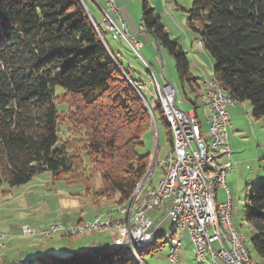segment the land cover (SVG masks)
Returning <instances> with one entry per match:
<instances>
[{"label": "trees", "instance_id": "trees-1", "mask_svg": "<svg viewBox=\"0 0 264 264\" xmlns=\"http://www.w3.org/2000/svg\"><path fill=\"white\" fill-rule=\"evenodd\" d=\"M142 11L141 26L174 57L183 90L195 92L201 86L186 53L150 0H143ZM188 13L189 25L215 60L213 81L237 103L250 102L252 117L264 121V0H195ZM94 21L82 0H0V188L4 183L21 187L49 173L53 181L81 183L96 204L106 200L123 207L146 176L151 157L139 155L137 148L155 126V112L132 85L136 77L101 40ZM57 87L72 108L68 115L55 107L61 98ZM157 109L172 150L171 129L159 104ZM116 115L135 128L125 129ZM62 124L69 135L64 141ZM89 172L100 176L99 190L93 189ZM246 201L252 249L264 260V182ZM156 245L158 250L163 244L157 239ZM128 262L118 247L40 259L41 264Z\"/></svg>", "mask_w": 264, "mask_h": 264}, {"label": "rangeland", "instance_id": "rangeland-1", "mask_svg": "<svg viewBox=\"0 0 264 264\" xmlns=\"http://www.w3.org/2000/svg\"><path fill=\"white\" fill-rule=\"evenodd\" d=\"M108 1L86 0V5L90 12V17L93 21L95 20L94 24L101 40H106L111 50L120 48L116 42L120 41L119 43H121L123 48L121 51L125 58L124 68L127 69L129 67L128 63H130L132 71L143 74L142 82L148 87L146 91H142L139 86H137V89L142 96H145L146 99L144 96L142 97L145 104L148 103L150 108L154 110L157 125L153 115L156 127L153 126L143 135L142 146L137 148V152L139 155H150L151 164L147 173L154 167L150 187L156 188L163 176V170L159 163L163 162L172 150L167 131L158 113V102L155 100L156 97L154 98L153 96L154 94L156 95L155 88L153 93L152 87L145 76L146 70L143 66L142 57L148 62L156 63L157 60L160 61L164 67V75L163 69L159 70V75L163 81L166 80L177 85V90L179 89L178 101L184 102L182 110L190 111V106H187L189 101L183 93L174 57L166 48H159L156 39L152 35L148 36L147 41L143 38V34L137 36V38L143 40L144 44L143 49H141L142 57H139V52L130 50L121 27L110 26V34H113V36L108 33V28L104 23V21H108V15H105L106 11L110 13L120 26H123L125 21L138 27L141 25L143 15V0H113L115 8L119 11V18L115 12L110 10ZM194 1L150 0V4L161 16L165 29L172 40L186 53L189 62L192 64L191 73L200 79V85L202 86L205 81L213 78L215 60L203 46H201L202 49L199 47L200 36L189 25L190 16L188 12L191 10ZM125 33L129 36L126 29ZM185 90L188 93L189 87ZM192 93L195 94V92L191 91ZM56 94L61 96L60 100L55 104L57 112L65 115L70 114L72 108L66 102L63 95L64 91L57 87ZM195 95L193 96L196 97L197 95ZM191 100L193 101V99ZM108 101L106 99L103 104H107ZM202 105L203 108L204 104ZM202 111L203 109L200 110V115L204 119ZM115 119L117 123L124 125L125 129L129 131L135 128V124H128L126 117L116 115ZM230 121L232 126L228 135L229 145L233 154L229 159L227 156L223 157L221 162L230 160L234 168V173L228 175L229 190L233 198L232 222L250 252L252 257L250 259L251 264H264V260L252 249L253 230L245 221L247 211L246 196L252 191L253 187L261 183V181L253 182L258 175L261 173L264 176V171H262L264 170V121L255 120L252 117V106L248 101L236 103L232 107ZM204 128L207 129V126L205 125ZM59 137L61 141L69 137L66 124L59 126ZM85 161L88 164V160L85 159ZM89 174L92 176L91 185L93 189L95 191L99 190L102 185L100 176L91 172ZM217 193L218 204L228 200L223 190H218ZM117 208L119 207L106 200L96 204L93 195H89L81 183H69L64 180L53 181L49 173L40 174L21 187L11 188L4 183L0 188V264H23L24 262L21 263V261L32 255L38 257L37 255H51L52 253L54 255L58 253V258L65 259L73 255V253L66 256L59 255L67 254V251L80 247V244H84L81 241L99 239L102 240V243H106V239L111 236V231L115 230L88 232L85 235L83 233L78 234L79 236H70L66 229L79 225L80 222L76 223L79 220L94 222L96 217L118 219L120 215L117 212ZM147 214L155 225L159 219L165 216V210L161 212L149 211ZM142 224H145V216L142 218ZM174 224L173 218L160 220L158 231L154 232L153 239L155 241L158 239L159 243H163V245L156 251L151 250L140 254L143 263L135 257L129 246L124 247L123 250L129 260L127 264H171L168 258V246ZM53 227H63L64 230L61 229L57 233H49ZM46 233H49L47 237L45 236ZM79 237L81 238L79 239ZM35 264L41 263L36 262ZM177 264H200L195 256V248L188 232L184 233L183 247L179 253V262ZM204 264H210L209 255L207 262Z\"/></svg>", "mask_w": 264, "mask_h": 264}, {"label": "built area", "instance_id": "built-area-1", "mask_svg": "<svg viewBox=\"0 0 264 264\" xmlns=\"http://www.w3.org/2000/svg\"><path fill=\"white\" fill-rule=\"evenodd\" d=\"M108 6L119 18L120 14L114 6L113 0L108 1ZM106 13H108V21H104V23L108 28V33L110 34V26L121 27L129 47L133 51L139 52V57H142L141 49L143 43L126 35L125 26H120L108 11ZM110 35L113 36V34ZM145 65L147 69H152L149 65ZM156 86L158 93H164L177 121L180 132L179 165L178 167H174L170 172L169 184L162 186L164 209H156L155 198L149 194L147 198H152V205H145L144 201V210H139L138 213V216H145L144 230L138 231L134 236L141 239L146 234L158 231L160 220L170 219V215H180V223H184L190 232V239L195 247L196 257L200 259V251H206V245H213L212 253L216 264H242L237 254V244H241L240 237L234 236L232 246H225V237L219 235L218 227L215 225L213 217L210 192L211 181H204L202 177H198V166H202L205 163L202 144L207 143V141L194 137L193 129L189 125V113L180 107L182 102L178 101V93L175 90V85L169 82L163 83L159 78V85ZM207 93L211 97V106H208L209 115L207 122L209 130L214 133L216 145L215 156L218 157V164L216 170L212 171V178H221V185L228 199L222 203L224 219L227 220V214H232V208H230V197H232V194L228 188L227 177L233 171V165L230 160L221 162V159L225 156L229 159L232 155L228 135H226V128H230L231 126L229 110L232 107L230 100L219 97L213 88ZM196 100L202 104L200 102V94H198ZM166 160H170V155L169 159ZM163 210H165V216L159 219L154 225L147 212H161ZM119 215L120 217L118 219L96 217L94 222L81 221L79 226L66 229V231L70 236H79L77 235V228L80 226H87L88 234V227L114 224L115 231L118 233V237L114 240V246H120V242L126 239L124 222H131L132 218L124 219V212L119 213ZM61 229L64 230L63 227H53L49 233H57ZM229 230L233 232V229L230 227ZM49 233H46L45 236L47 237ZM179 240V237L176 238L172 245L168 246V258L171 264H177L179 262V251L177 250ZM158 246L151 245L149 247L152 250H156ZM140 261L142 262V260Z\"/></svg>", "mask_w": 264, "mask_h": 264}, {"label": "bare ground", "instance_id": "bare-ground-1", "mask_svg": "<svg viewBox=\"0 0 264 264\" xmlns=\"http://www.w3.org/2000/svg\"><path fill=\"white\" fill-rule=\"evenodd\" d=\"M105 15H108V13H105ZM107 20H108V16H107ZM148 71H149L150 83L154 86L156 91V95H155L156 100L160 105L164 117L167 123L169 124V127L172 132L173 148L171 153L168 154V156L164 159V161L159 163V166L163 170V176L158 186L156 188L150 187L152 184L150 183L151 182L150 180L154 170V167H152V170L149 173H147V175L135 187L134 194L132 200L130 201V204L127 206L117 208L118 214L124 212V219L132 218V220L131 222H124V230H126V239H123L122 242H120V246H116V247L124 248L126 246H129L138 260H141L140 253L142 251L148 252L152 249L149 246L157 244V241L153 239L154 232L142 236L141 239H138L137 236H134V234H136L138 231L144 230V224H142L143 216H138L139 210H144V201H145V205H152V198H147L149 194H151V196L155 198L156 209H164L162 186L169 184L170 172L174 169V167H178L179 158H180V147H179L180 132L177 126L176 118L174 117L173 112L171 111V105L167 102V98L164 96V93L157 92L156 85H159L158 76L156 75L153 69H148ZM135 86L136 88L137 86H139V88H141L142 91L144 90V86L140 84H136ZM212 88L217 92V95L219 97L223 99H229L231 103V107L235 106L237 101L232 96H230V94L225 92L221 87V85L215 81L207 82L204 88L202 89L201 87L199 89L197 88L195 89L196 90L195 94L197 95V97L198 94H200V102L202 104L211 106V97L208 95L207 92H210ZM175 90L178 93L176 86H175ZM145 105L152 113L148 103ZM188 113H189V125L193 129L194 137L197 139H202L207 141V143L202 144V152L205 163L202 164V166H198V177H202L204 181H211L210 192H211L212 211H213L215 225L218 227L219 235L225 237V246H232V242L234 241V236L240 237L241 244H237V254L238 257L240 258V262H242V264H251L250 252L245 245V241L237 233L233 225L232 214H227V220L224 219L222 203L219 204L217 203V199H218L217 192L218 190H223V188L221 185V178H212V171L216 170V166L218 164V157L215 156L216 145H215L214 133L210 131L209 128L206 132H204L198 116L194 112H188ZM228 131L229 128H226V135H228ZM169 155H170V160H166L169 159ZM231 201H232V197H230V208H232ZM170 218L174 219L175 224L170 233L171 240L169 242V246H171L173 241L179 237L180 240L177 243V250L179 251L183 246L184 233L188 232L190 235V232L186 228L184 223H180V215H170ZM229 227L233 229V232H230ZM109 230H115L114 224L88 227V232L91 233L109 231ZM83 233L84 234L87 233V226H80L77 228V235ZM212 252H213V245H206V251H200V259L197 257L200 264H204L205 262H207L208 255L210 257V264H216V260L213 257Z\"/></svg>", "mask_w": 264, "mask_h": 264}, {"label": "crops", "instance_id": "crops-1", "mask_svg": "<svg viewBox=\"0 0 264 264\" xmlns=\"http://www.w3.org/2000/svg\"><path fill=\"white\" fill-rule=\"evenodd\" d=\"M124 25H125L126 31H128V33H129V36L132 37V38H134L138 42H142L143 43V40H141V38L140 39L137 38V36H139L140 34H143L144 35L143 38L146 41L148 40V36L151 35L149 32L145 31L144 28L141 25H139L138 27H135L134 25H130V23H127L125 21H124ZM130 32H131V35H130ZM116 42L119 44L120 48L115 49V50H111V48L110 47L109 48L112 51V54L116 57V59L124 66L125 58H124L123 53L121 51L123 48L121 46V43H119L120 41H116ZM201 46H203V45L200 42L199 47L202 49ZM142 49H143V47H142ZM130 50H132V49L130 48ZM142 59H143V61H142L143 62V66L145 67V70H146V75L145 76L147 77L148 82H149V85L152 87V92L154 93V87L150 83L149 73H148V70H147V67H146L145 64L149 65L154 70V72L156 73V75L159 76L158 78H160V80L163 83H165L167 81L166 80L165 81L162 80V78L159 75V70L163 69V75H164V67L161 65V63H160L159 60H157L156 63H155V62H151V61L148 62L143 57H142ZM128 66L129 67L127 68V70L136 77L138 83H140V84H142L144 86V90L143 91H146L148 89V87L145 84H143V82H142V76H143V74L142 73H139L137 71L136 72L132 71L131 68H130L131 67V64L130 63H128ZM190 66L192 68V64L191 63H190ZM192 75H193V77H195L194 74H192ZM195 78H197V77H195ZM197 79H198V84L200 85V83H201L200 82V79L199 78H197ZM208 81H213V78L211 80L208 79L207 81H205L202 84V86L200 85L201 86V89L204 88L205 84ZM175 86L177 87V85H175ZM182 90H183V88H182ZM178 92H179V89H178ZM183 93H184V95L186 93L185 97L189 101V103L187 104V106L188 105L190 106V108H189L190 111H188V112H194L198 116V118H199V120H200V122L202 124L203 131L206 132L208 130V122H207V118H208V115H209V108H208V106L207 105H204V107L202 108L203 105L200 104V103H198L197 100H196V98H198V97L194 93L191 94V91L190 90H189L188 93L186 92V90L185 91L183 90ZM193 95H195L196 97H194ZM153 96L155 98V94ZM178 96H179V94H178ZM191 99H193V101ZM181 102L182 103H181L180 107L183 109L184 102L183 101H181ZM191 102H194L196 104V107H194L191 104ZM201 109H203L202 114L204 116V119L200 115V110ZM231 109L229 110V113H230ZM156 125H157V122H156ZM156 125H155V127H156ZM205 125L207 126V129L204 128ZM231 126H230V128H231ZM230 128H229V130H230ZM228 134H229V131H228ZM228 139H229V135H228ZM229 147H230V145H229ZM230 149H231V147H230ZM262 171H264V170H262ZM232 173H234V168H233V171L231 173H229V174H232ZM259 181H261V183L264 182V176H262L261 173L258 175V177L253 182L257 183ZM227 184H228V188H229L228 177H227ZM232 201H233V198H232ZM232 201H231V205H232ZM154 213H156V212H154ZM81 221H83V220H79L76 223H79ZM111 232H112V233H110L111 236L108 239H106V241H107L106 243H102V240H99V239L94 240V241H81L82 243L84 242V244H80V247L73 248L70 251H67V254L65 253L64 255H59V256H66V255H70L71 253H73V254L74 253H84V252H88V251L96 250V249H101V248L102 249L115 248V246H114V240L118 237V233L116 231H111ZM80 238L81 237H79V239ZM181 250H182V248L179 250L178 255H179V253H180ZM34 256L35 255H32L31 257H27L28 259L27 258L26 259H23V261H21V263L24 262L23 264H35L36 262H40V259L43 258V257H46V258L57 257L58 256V253H56V255H54L52 253L51 255L44 254V255H37L38 257H34Z\"/></svg>", "mask_w": 264, "mask_h": 264}, {"label": "water", "instance_id": "water-1", "mask_svg": "<svg viewBox=\"0 0 264 264\" xmlns=\"http://www.w3.org/2000/svg\"><path fill=\"white\" fill-rule=\"evenodd\" d=\"M83 3V7H84V9L88 12V14H89V11H88V7H87V5L84 3V2H82ZM89 16H91L90 14H89ZM127 34H129L128 33V31H127ZM160 48V47H159ZM132 85L134 86V88H135V90L137 91V93L140 95V97L142 98V94H141V92L136 88V86H135V84H133L132 83Z\"/></svg>", "mask_w": 264, "mask_h": 264}]
</instances>
